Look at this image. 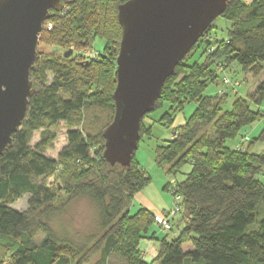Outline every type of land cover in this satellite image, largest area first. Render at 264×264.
Masks as SVG:
<instances>
[{
	"label": "trees",
	"instance_id": "obj_1",
	"mask_svg": "<svg viewBox=\"0 0 264 264\" xmlns=\"http://www.w3.org/2000/svg\"><path fill=\"white\" fill-rule=\"evenodd\" d=\"M126 1L72 0L61 13L50 12L46 22L52 23V29L42 30L41 45L72 47L80 53L90 48L93 39L101 38L106 42L105 57L78 62L76 57L82 55L61 59L37 54L30 71L36 93L12 136L11 148L0 156V264H86L96 253L94 264H264V148L257 153L250 142L234 151L224 147L244 126L259 121L264 77L247 100L235 99L232 112L221 109L227 96L204 94L219 79L211 68L213 61L225 69L236 64L255 78L263 74L264 0H228L220 16L231 23L227 37L212 45L206 62L188 65L194 45L164 82L152 110L163 104L171 111L195 105L172 139L154 149V164L165 170L168 180L189 165L184 180L175 187L181 201L178 219L172 223L182 227L171 239L151 231L161 228L150 211L139 208L129 214L134 196L150 182L134 156L128 169L111 168L101 157L102 132L114 114L115 59L121 36L117 7ZM209 29L198 43H208ZM48 75L51 81L46 85ZM248 102L256 105V112ZM83 110L105 111L109 117L92 133L83 124ZM60 124L66 127V144L56 159H50L45 153L55 141L51 129ZM37 132L40 139L30 147ZM139 134L140 138L149 134L142 122ZM258 139L264 141V128ZM94 155L97 161L92 160ZM59 169L66 194L56 206L57 194L37 180ZM23 196L27 211L13 210L10 205ZM78 199L94 206L98 233L75 245L68 236L59 238L49 221ZM257 219V228L247 231ZM39 234L43 237L36 242ZM145 236L157 245L149 262L138 248ZM185 243L190 250L184 251Z\"/></svg>",
	"mask_w": 264,
	"mask_h": 264
},
{
	"label": "water",
	"instance_id": "obj_2",
	"mask_svg": "<svg viewBox=\"0 0 264 264\" xmlns=\"http://www.w3.org/2000/svg\"><path fill=\"white\" fill-rule=\"evenodd\" d=\"M72 0H0V156L11 148L29 100L36 93L30 71L50 12ZM228 0H127L117 7L121 36L115 59L114 114L103 130L102 160L130 167L140 126L162 86L220 17ZM72 50L63 54L69 58ZM105 57L104 55H101Z\"/></svg>",
	"mask_w": 264,
	"mask_h": 264
},
{
	"label": "rangeland",
	"instance_id": "obj_3",
	"mask_svg": "<svg viewBox=\"0 0 264 264\" xmlns=\"http://www.w3.org/2000/svg\"><path fill=\"white\" fill-rule=\"evenodd\" d=\"M245 3H248V1H245ZM52 24L51 22H45L46 24ZM43 25V30L45 29V26ZM231 26V23L224 20L223 18L218 17L211 25L209 31L205 34V38L208 40V43L205 44L204 41L197 42L195 44L194 49L191 51L188 59L187 64L192 65L194 63L201 64L202 62H206L205 57L210 53L212 45L216 44L218 40H224L227 37L228 30ZM199 41V40H198ZM105 47L106 42L101 38H95L92 40L90 44V48L84 49L79 51L80 53H77L78 51L73 50V48L69 49H62L57 48L54 45H41L38 43L37 45V54L38 57L46 58V57H54V58H64L63 54L67 52L68 50H72V54L70 55V58H74V56L82 55V59L79 57H76V60L78 62H86L87 58H85V54L88 51H92L93 53H96L97 55H104L105 53ZM114 50V47H112L109 51L112 53ZM118 50V45H117ZM188 53V54H189ZM211 61V60H210ZM213 61V60H212ZM228 66L226 69L222 66L219 67V63L213 61V65L211 68H214L217 73H219L218 82L217 84H209L206 87L205 95L209 97H216L219 95L220 98H224L227 96L222 103L221 109L223 112H232L233 110V104L236 98L241 99H248L249 93H252L254 91V88L258 81H260L264 77V72L259 77H252L251 75L245 74L241 68L234 64L233 66ZM225 69V70H224ZM35 78V77H34ZM227 78L230 79L231 85L227 86L222 83V79ZM39 79V78H38ZM38 79H36L37 82ZM51 81V75L47 76L46 85H48ZM249 108L252 112H256L257 108L255 104H252L248 102ZM195 108V105L193 103L191 104H185L182 108V110H176L173 109L170 110V106L168 104H163L160 108L150 112L149 114L145 115V117L142 119V126L145 130L149 132V134H144L141 136L137 149L135 151L134 157L138 159H142V163L145 161L147 162L148 158H151V156H154V148L156 146H162L167 141L172 139L174 131L177 130L178 127L182 126L186 119L192 114L193 110ZM260 119L259 121H256L250 125L244 126L239 134L233 138L225 141L224 147L227 148L230 151H234L235 149H242L250 142L253 149L255 147V152L260 153L262 152L264 148V141L263 142H257L258 137L260 136V133L262 129L264 128V103L262 107L260 108ZM166 115L169 116V118L165 117ZM109 117V114L105 111L100 110H91L86 111L83 110L81 112V118L83 120L84 126L88 127V130L92 133L96 132L99 127L103 126L107 119ZM169 119L171 121H169ZM51 131L55 135V141L52 145V150H48L45 153V156L50 159H56L57 154L60 152V150L65 146L66 139H65V133H66V127L64 124H60L58 127H55L51 129ZM40 139V132H37L33 135L29 146L33 147ZM92 160L97 161V157L94 155ZM145 162V163H146ZM157 170H159L157 168ZM162 172V171H160ZM189 172V165H185L179 172L176 174V176L171 177L167 184H166V178L163 179L165 176L162 175V180L164 181L163 184L167 185V193L170 198V209H172L173 205V198L172 195L169 193L171 186L177 185L180 181L184 180L185 175ZM150 175L152 177H156L155 173L150 170ZM160 179V178H159ZM261 181H264V178L261 179ZM37 182L41 185L49 187L51 190H53L57 194V203L56 206H59L60 202H62L65 198V190L64 186L61 183V172L60 169L56 170L52 175L44 178H40L37 180ZM157 182V180H155ZM162 192V189H161ZM166 194V193H165ZM263 206V205H260ZM10 207L18 212H26L27 211V197L23 196L21 199L15 201ZM165 215V214H162ZM158 215L155 216V218L162 216ZM263 215V212H262ZM178 219V216L174 217V219L171 220V227L172 232L169 231H163L158 230L157 228H151V231L154 230L158 234V236H164L167 235L168 239H171L176 235V229L179 228L182 223H172V221ZM260 219V218H259ZM258 219L257 221L251 225L247 231H251L257 228L258 226ZM49 226L51 229L55 232V234L62 238L63 236H68V238L75 244L80 245L84 244L85 241H87L91 236L96 235L98 233L97 229V213L94 208V206L89 203L85 199H78L73 202H71L65 209L64 213L61 215H55L53 216L49 221ZM159 226V225H158ZM160 227V226H159ZM42 235H38L36 238V242H39L42 239ZM146 240V242H151L149 244V249L143 247L138 248L140 252H142L143 259L150 261L151 255L155 254L157 250L156 242L153 240H150L145 236L142 242ZM145 242V241H144ZM140 243V242H139ZM145 244V243H143ZM145 248V250H144ZM144 250V251H143ZM99 254L96 253L94 256H91L90 260L86 264H94L98 260Z\"/></svg>",
	"mask_w": 264,
	"mask_h": 264
},
{
	"label": "crops",
	"instance_id": "obj_4",
	"mask_svg": "<svg viewBox=\"0 0 264 264\" xmlns=\"http://www.w3.org/2000/svg\"><path fill=\"white\" fill-rule=\"evenodd\" d=\"M155 149V148H154ZM135 162L138 164V166L149 176L150 178V182L149 184L140 192H138L134 198H133V202L131 207L129 208V214L132 215L134 214L137 209L139 208H144L148 211H150L152 214H154L155 216L158 215H162V214H166L169 210H170V198L168 196V191H167V182L168 179L165 176V170L160 169L158 167L155 166L154 164V156H151V158H148L147 162L142 163V159H138L134 157ZM157 168L159 170H157ZM150 170L153 171L155 173L156 177H152L150 175ZM162 171V172H160ZM164 174V178L162 177V175ZM160 178V179H159ZM163 179L166 178V184H163ZM155 180H157V182H155ZM162 189V192H161ZM166 193V194H165ZM182 225L176 229V235L174 237H177L179 235V231L181 229ZM173 231V230H172ZM173 237V238H174ZM145 241V242H144ZM143 242L140 241L139 243V247H145L147 249H149V244L151 242H146V240H144ZM145 243V244H143ZM144 248V250H145ZM183 249L185 250H190V245L189 243H185L183 245ZM143 250V251H144ZM150 251V249H149ZM151 252V251H150ZM155 249H154V253L153 255H151V260L154 259L155 257ZM149 260V259H148ZM145 259V261H148Z\"/></svg>",
	"mask_w": 264,
	"mask_h": 264
},
{
	"label": "built area",
	"instance_id": "obj_5",
	"mask_svg": "<svg viewBox=\"0 0 264 264\" xmlns=\"http://www.w3.org/2000/svg\"><path fill=\"white\" fill-rule=\"evenodd\" d=\"M45 26V30H51L52 29V24L48 23ZM98 58L96 53H93L92 51H88L85 54V58H87L88 60H91L92 58ZM223 84L224 85H231V81L230 79L225 78L223 80ZM169 193L172 195L173 198V205H172V209H170L165 215L159 216L157 218H155L156 223L160 226L161 230L163 231H169L171 230V220L174 219V217L178 216V213L180 212V201L181 198L179 195H177L176 193V189L175 186H171Z\"/></svg>",
	"mask_w": 264,
	"mask_h": 264
},
{
	"label": "bare ground",
	"instance_id": "obj_6",
	"mask_svg": "<svg viewBox=\"0 0 264 264\" xmlns=\"http://www.w3.org/2000/svg\"><path fill=\"white\" fill-rule=\"evenodd\" d=\"M63 11V10H62ZM61 13V12H60ZM46 31H49V30H46ZM98 56V55H97ZM97 58L96 57H94V58H92L90 61H95Z\"/></svg>",
	"mask_w": 264,
	"mask_h": 264
}]
</instances>
